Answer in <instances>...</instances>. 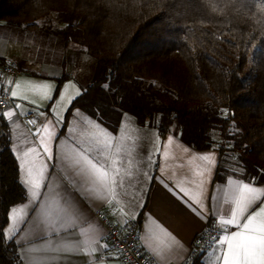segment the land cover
Here are the masks:
<instances>
[{
	"label": "crops",
	"instance_id": "crops-1",
	"mask_svg": "<svg viewBox=\"0 0 264 264\" xmlns=\"http://www.w3.org/2000/svg\"><path fill=\"white\" fill-rule=\"evenodd\" d=\"M76 47L83 60L84 47ZM0 59L21 71L0 80L14 100L0 116L26 193L9 208L2 234L22 264H123L97 211L118 223L138 219L139 243L153 264L180 263L212 217L226 230L196 264H264L263 183L216 178L218 150L195 148L174 128L161 135L125 113L109 128L82 108L66 117L93 70L73 87L64 61L53 69L44 55L30 68L2 41ZM29 82L48 85L47 94L29 91ZM26 112L35 114V130L21 119Z\"/></svg>",
	"mask_w": 264,
	"mask_h": 264
},
{
	"label": "trees",
	"instance_id": "trees-1",
	"mask_svg": "<svg viewBox=\"0 0 264 264\" xmlns=\"http://www.w3.org/2000/svg\"><path fill=\"white\" fill-rule=\"evenodd\" d=\"M50 13L61 45L94 58L66 117L82 108L109 128L124 113L161 135L174 128L218 150L216 178L264 184V0H0V19L26 28ZM9 143L0 116V264H22L2 234L26 195Z\"/></svg>",
	"mask_w": 264,
	"mask_h": 264
},
{
	"label": "rangeland",
	"instance_id": "rangeland-1",
	"mask_svg": "<svg viewBox=\"0 0 264 264\" xmlns=\"http://www.w3.org/2000/svg\"><path fill=\"white\" fill-rule=\"evenodd\" d=\"M37 22V27L26 28L8 20L0 19V41H2V44H7L9 52L15 51L27 56V65L30 68L39 65L41 60L44 59V55L46 59H49L46 63L51 64L53 69H58L60 66L59 62L64 61L65 71L72 75L71 86H77L75 85L76 83L84 85L94 68V58L87 54L81 60L76 43H71L66 48L61 45L60 39L51 31L56 27L62 26V23L58 22L53 13L38 19ZM125 114L126 117H132L128 113ZM225 155L229 159V156L233 157L228 150L223 154V156ZM230 167L232 170L238 169L234 164Z\"/></svg>",
	"mask_w": 264,
	"mask_h": 264
},
{
	"label": "built area",
	"instance_id": "built-area-1",
	"mask_svg": "<svg viewBox=\"0 0 264 264\" xmlns=\"http://www.w3.org/2000/svg\"><path fill=\"white\" fill-rule=\"evenodd\" d=\"M21 71L11 59H0V80L6 75H14ZM14 103L9 92L0 83V110ZM21 119L30 130L37 128V118L32 112L21 115ZM96 217L106 230L107 238L114 248L116 257L123 264H153L151 259L143 252L139 243L140 222L138 219H129L123 223L113 222L103 211H97ZM226 230L215 217L209 219L207 224L194 235L186 257L178 264H196L199 256L207 250Z\"/></svg>",
	"mask_w": 264,
	"mask_h": 264
},
{
	"label": "snow or ice",
	"instance_id": "snow-or-ice-1",
	"mask_svg": "<svg viewBox=\"0 0 264 264\" xmlns=\"http://www.w3.org/2000/svg\"><path fill=\"white\" fill-rule=\"evenodd\" d=\"M47 89H48V85L46 84H34V83L29 82V85H28L29 91L40 92L41 94H47ZM202 159L214 164V160H211L210 156H204L202 157ZM16 215L17 217H21V213L19 212Z\"/></svg>",
	"mask_w": 264,
	"mask_h": 264
}]
</instances>
